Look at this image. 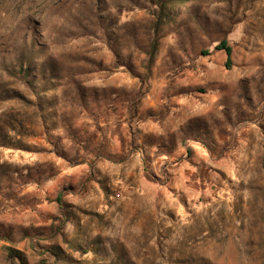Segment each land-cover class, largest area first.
<instances>
[{"label": "rangeland", "instance_id": "1", "mask_svg": "<svg viewBox=\"0 0 264 264\" xmlns=\"http://www.w3.org/2000/svg\"><path fill=\"white\" fill-rule=\"evenodd\" d=\"M0 264H264V0H0Z\"/></svg>", "mask_w": 264, "mask_h": 264}, {"label": "trees", "instance_id": "2", "mask_svg": "<svg viewBox=\"0 0 264 264\" xmlns=\"http://www.w3.org/2000/svg\"><path fill=\"white\" fill-rule=\"evenodd\" d=\"M222 46H224V48L226 49V52H227V55H228L227 66L229 67L230 66V62H231L232 49H231V47H229L227 45L226 41L223 42Z\"/></svg>", "mask_w": 264, "mask_h": 264}]
</instances>
